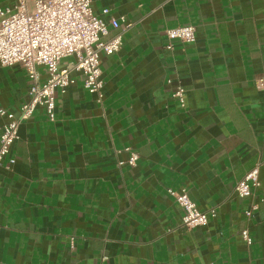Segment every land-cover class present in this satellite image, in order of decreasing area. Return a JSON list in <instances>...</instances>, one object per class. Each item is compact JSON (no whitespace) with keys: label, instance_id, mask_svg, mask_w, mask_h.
Returning <instances> with one entry per match:
<instances>
[{"label":"crops","instance_id":"0c3cea01","mask_svg":"<svg viewBox=\"0 0 264 264\" xmlns=\"http://www.w3.org/2000/svg\"><path fill=\"white\" fill-rule=\"evenodd\" d=\"M92 10L134 26L101 58V103L76 74L55 122L38 109L20 126L16 164L0 168V264H264V202L249 220L253 200L235 190L260 164L264 199V0H92ZM190 25L194 43L167 38ZM29 89L21 65L0 64V137ZM169 189L217 217L182 227Z\"/></svg>","mask_w":264,"mask_h":264},{"label":"built area","instance_id":"2783aa9c","mask_svg":"<svg viewBox=\"0 0 264 264\" xmlns=\"http://www.w3.org/2000/svg\"><path fill=\"white\" fill-rule=\"evenodd\" d=\"M108 13V10L104 11V14ZM133 26L125 17L112 18L107 24L94 14L92 0H17L12 8H0V64L2 67L21 65L30 82V101L23 105L19 116L1 130L0 168L5 163L9 170L15 166L16 160L10 154L19 140L20 126L31 120L38 109H44L49 120L56 121L57 93H66L75 83L74 75H82L85 89L102 102L105 83L101 58L119 53L124 36ZM110 29L120 33L108 39ZM166 35L172 43L191 44L196 40V28L190 25L170 29ZM172 43L168 49L173 48ZM63 61L69 62L63 64ZM41 67L47 73L45 81L39 72ZM260 83L264 86V80ZM184 94L182 87L174 93V98L183 107ZM0 116L6 117L7 112L0 110ZM138 159V154L132 153L128 163L135 166ZM260 166L252 169L235 188L240 199L253 200L245 212L249 220L264 202L263 198L256 201L262 186ZM168 194L184 211V228L204 227L218 215L217 209L199 210L186 189L180 192L169 189ZM242 237L248 246L253 245L249 230H244Z\"/></svg>","mask_w":264,"mask_h":264}]
</instances>
